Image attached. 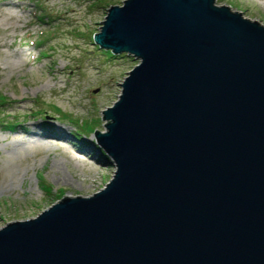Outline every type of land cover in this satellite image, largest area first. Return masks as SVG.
Returning <instances> with one entry per match:
<instances>
[{
  "label": "water",
  "instance_id": "95a60500",
  "mask_svg": "<svg viewBox=\"0 0 264 264\" xmlns=\"http://www.w3.org/2000/svg\"><path fill=\"white\" fill-rule=\"evenodd\" d=\"M138 62L102 112L106 185L0 228V264H264V26L213 0H124Z\"/></svg>",
  "mask_w": 264,
  "mask_h": 264
},
{
  "label": "rangeland",
  "instance_id": "374dc122",
  "mask_svg": "<svg viewBox=\"0 0 264 264\" xmlns=\"http://www.w3.org/2000/svg\"><path fill=\"white\" fill-rule=\"evenodd\" d=\"M123 1L38 0L37 7L0 0V119L18 120L0 126V228L64 197L91 196L112 178L115 166L93 131L105 132L100 110L119 99L120 83L138 60L98 48L92 36L106 8ZM213 3L264 26V0Z\"/></svg>",
  "mask_w": 264,
  "mask_h": 264
},
{
  "label": "trees",
  "instance_id": "16d2710c",
  "mask_svg": "<svg viewBox=\"0 0 264 264\" xmlns=\"http://www.w3.org/2000/svg\"><path fill=\"white\" fill-rule=\"evenodd\" d=\"M34 6H37V7H40L38 5V0H29ZM103 1V0H102ZM49 16V15H48ZM40 19V18H39ZM42 20V18L40 19ZM5 103V98L3 96L0 95V106H2L3 104ZM1 113V112H0ZM37 115V114H36ZM37 118V116H35ZM18 120H3V119H0V126H3V127H6L8 129L12 128L13 126L16 125V123ZM44 126H46L45 123H42ZM78 127H81L82 124H80V122H77L75 123ZM83 130H86V131H91L93 130V127L91 125H85L84 129ZM80 133V132H79ZM75 136L78 138V134H75Z\"/></svg>",
  "mask_w": 264,
  "mask_h": 264
},
{
  "label": "bare ground",
  "instance_id": "6f19581e",
  "mask_svg": "<svg viewBox=\"0 0 264 264\" xmlns=\"http://www.w3.org/2000/svg\"><path fill=\"white\" fill-rule=\"evenodd\" d=\"M61 134H60V136L63 138V139H66V138H69V135H68V133L65 131V130H61V132H60ZM70 133V132H69ZM71 134H72V132H71ZM71 134H70V136H71ZM60 137V138H61ZM70 140V139H69ZM71 144H74V141L73 140H71ZM98 149H100L99 147H98ZM83 151V150H82ZM81 151V153H83ZM80 152V151H79ZM100 152L104 155L105 153L103 152V151H101L100 150Z\"/></svg>",
  "mask_w": 264,
  "mask_h": 264
}]
</instances>
